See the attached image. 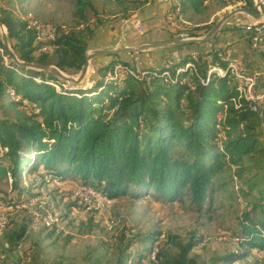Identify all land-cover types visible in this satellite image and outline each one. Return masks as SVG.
Listing matches in <instances>:
<instances>
[{
    "label": "trees",
    "instance_id": "obj_1",
    "mask_svg": "<svg viewBox=\"0 0 264 264\" xmlns=\"http://www.w3.org/2000/svg\"><path fill=\"white\" fill-rule=\"evenodd\" d=\"M123 1L126 4L118 2L122 5L118 9L119 19L129 18L133 11L141 10L151 0ZM208 2L179 0L178 7L183 14L189 10L199 12ZM101 8L97 10L92 0H76V25H56L54 37L46 40H37L35 26L26 20L9 17L0 21L6 26L19 59L76 73L84 64L85 53L91 47L90 39L102 25L100 16L107 9L104 5ZM91 17H95L94 24L90 23ZM81 24L84 25L80 27ZM173 37H177L176 32ZM201 44L204 42L186 46L198 48ZM224 49L211 46L209 50H198L196 55L185 53L170 68L145 70L154 75L149 80L146 78L150 75L136 78L131 75L130 66L119 62L125 71V76L119 79L121 86L116 84L117 78L115 81L106 78L104 83L98 78L93 87L84 89H66L63 81L54 75L18 67L11 60L7 66L0 56V95L16 97L0 104V177L8 176L12 191L18 190V198L27 191L20 184L22 176L40 174L42 178L49 176L50 182L61 181L72 173L80 177L83 187H90L108 199L128 192L140 197L154 190L158 197L172 201L185 189L192 202L211 204L216 174L224 165L234 167L232 177L240 181L241 172L246 169V157L260 150L253 119L264 122V101L259 116L250 109V101L229 77V68L220 67L217 75L216 66L209 67L215 63L224 65L222 62L226 60L218 58ZM2 51L0 48L1 54ZM189 62L194 69L186 68ZM110 66H100L99 74L104 75ZM167 71L171 78L168 81ZM206 73H210V78L202 84L199 79L205 78ZM51 82L58 83L60 88ZM110 90L116 93L109 94ZM104 100L108 113L102 112ZM9 107L15 110L13 115L8 112ZM219 112L224 113L222 119L217 118ZM26 164L30 166L28 170ZM253 176L245 191L240 188L249 209L239 221L238 238L243 249L222 255L216 261L234 264L247 257L252 249L264 250V161L255 168ZM46 183L43 179L40 187ZM250 196H253L252 203ZM7 226L8 222L0 230V239L5 240L6 251L12 253L24 237L27 224L11 231ZM129 231L130 228L121 236L124 250L137 240L145 247L144 251L121 255L114 263L105 264H127L148 258L160 236L146 233L130 237ZM170 240L167 237L162 241L166 244ZM177 242L180 251L176 255L164 251V243L157 245L154 263L198 264L189 257L195 243Z\"/></svg>",
    "mask_w": 264,
    "mask_h": 264
},
{
    "label": "rangeland",
    "instance_id": "obj_2",
    "mask_svg": "<svg viewBox=\"0 0 264 264\" xmlns=\"http://www.w3.org/2000/svg\"><path fill=\"white\" fill-rule=\"evenodd\" d=\"M224 1L209 0L204 10L199 12L189 10L182 17V22L185 23L186 21L188 24L182 25L183 29H178L179 33L185 32L189 37L202 36L223 14L235 8H245L250 14L245 12L236 13L223 23L221 26L222 30H219L218 33L216 32L208 42H204L198 48L185 46L146 50L138 53H123L113 58L109 57V55L102 56L104 58L91 61L88 79L84 82L86 87L76 86L72 83L68 84L64 81L62 85L66 89L90 88L94 86L95 80L98 78H102L104 83L114 69L111 70L112 65L114 64L113 67L117 66L119 62L120 64L121 62L127 64L130 66L128 68L134 71L137 69L139 72L164 68L166 63H170L173 66L185 53L200 51V49L209 50L211 47L208 48L207 45L213 42L215 36L222 31L227 34H231V32L235 34L234 37L227 36L230 42L237 40V38L239 39L241 35L238 32L241 31L242 24L249 22L255 14L254 5L251 0H235L227 4ZM92 2L97 10H101L103 5L107 9L100 16L103 22L98 29L101 26L103 27L107 21L112 23L109 25V28H112L114 23L112 21L118 20L121 16V11L118 9L122 5L118 2L126 4L123 0H92ZM75 12L76 0H0V19L11 17L14 20L28 21L37 30V40L43 39V28L41 25H46L55 30L56 25H62V27L76 25L78 18ZM173 20L178 22L177 19L173 18ZM90 23H95V17L90 18ZM83 25L81 24L80 27ZM137 27H140L138 23ZM176 30L177 27L174 26V32ZM97 31L90 39V43L93 46L99 42L100 39L98 38L100 36L106 38L108 35L107 33L97 34ZM193 34L197 35L192 36ZM122 38V33L118 32L115 38H111V47L107 48L122 47L124 44L127 46L138 44H127L124 40L122 44ZM172 38L175 37L170 39ZM0 48L3 50V54L0 53V56L4 63L10 66V58L1 44ZM174 49L177 52H174ZM89 50L91 48L87 49V51ZM250 53L255 55L252 50ZM156 55L157 57H155ZM255 57L258 56L255 55ZM159 58L161 59L160 61L158 60ZM257 59L262 60L260 57ZM210 60L211 58H209ZM111 62L113 63L111 64ZM109 64L111 65L109 69L105 71L104 75H100L98 68ZM260 65L261 71H264V61H260ZM79 71L76 73L64 72L76 76ZM119 73L118 77L110 76L107 78L110 80L107 81H115L114 79L117 78L116 84L118 83V86H121L122 83L119 79L125 75L121 72ZM214 73L217 74V72ZM36 80H39V78L36 77ZM183 81L185 80L183 79ZM232 81L234 83L233 79ZM51 83L57 89L60 88L58 83ZM263 91L264 85H262L259 93ZM115 93L116 91L114 92V90L109 91V94L113 95ZM10 97L16 99L14 95L10 96L6 93L0 95V104L9 103L11 101ZM263 101L264 97L261 102H258L259 113L257 110L254 111L259 116L262 115L260 109ZM105 105L106 100H104L102 112L108 113ZM8 109L11 115L15 113V110H11L12 107ZM223 115V112H219L217 118L222 119ZM253 122L256 124L255 131L258 134L260 150L250 158L246 157L244 161L246 169L241 172L239 182L232 177L234 167L224 165L223 169L214 178L213 189L210 194L211 204L209 202L202 204L192 202L185 189L172 201L158 197L154 190H149L140 197H133L128 192L125 195L108 199L102 193L90 187H83L80 177L72 173L61 181L52 180L50 182H48L50 180L49 176L42 178L40 174L22 176L20 184L26 187L27 191L23 192L21 198H18V190L12 191L8 176L0 177V230L6 227L7 222V228L10 231L27 224L24 237L20 240L17 249L12 253L6 251L4 247L5 240L0 239V264L114 263L121 255H127L128 253L137 255L144 251L143 248L145 249L142 243L136 240L130 243L127 250H124L121 244V236L128 228H130V237L135 234L146 233H159L160 236L155 241L154 248L151 249L148 258L145 257L140 262L128 261L127 264H156L154 262H156L157 245L161 242L163 244L165 242L162 241L163 238L167 237H171V240L166 244L164 243L163 250L171 255H176L180 251L177 241L185 244L191 240L195 245L189 252V257L194 258L198 264H224L221 261H216V258L240 252L243 249L238 238L239 221L240 217L245 212H248L249 209L240 188L244 191L248 188L247 183L255 177L253 176L255 168L264 161V122L262 123L255 119H253ZM219 137L223 139L224 135L220 133ZM178 149L180 150L181 147H178ZM29 167V164H26L27 170ZM43 179L47 183L40 187V182ZM236 181L238 188L235 187ZM82 188L102 198L99 200L94 198L86 200ZM248 198L250 203H252L253 196ZM16 204H18V208L15 207ZM45 214H50L53 220L51 226L44 224L41 219L46 217ZM38 215L42 216L39 217ZM234 264H264V250L252 249L247 257L236 260Z\"/></svg>",
    "mask_w": 264,
    "mask_h": 264
},
{
    "label": "crops",
    "instance_id": "obj_3",
    "mask_svg": "<svg viewBox=\"0 0 264 264\" xmlns=\"http://www.w3.org/2000/svg\"><path fill=\"white\" fill-rule=\"evenodd\" d=\"M178 5L179 0H151L141 10H137L132 13L129 18L118 20L116 19L115 21H112L114 22L112 28H109V25H111L112 23L110 21H107V23L103 27H100V29L97 31V34L99 33L100 35H102L103 33H107L108 35L106 36V38L100 36L98 38L100 39L99 42H97L94 46L90 44V48L96 49L111 47V40L117 36L118 32L122 33L123 35L122 44L123 40L127 44L141 43L142 41L168 40L173 37L174 32V26L172 25L173 20H171L172 18L177 19V21L181 25L188 24L186 21L185 23L182 22V17H184L185 14L181 13ZM173 6L177 7L174 8ZM137 23L140 25V27H137ZM179 29H183L182 26H179ZM238 33H240L241 37L230 42L228 41L227 36L234 37L235 34H233L232 32L231 34L221 32L217 36H215L214 41L207 46L208 48L211 46H223L225 48V50H223L222 52L223 54L225 53V51H227V49L231 50L233 54L226 55L231 57L236 62L238 59L241 65L248 71L258 68L261 60H258V57H255L254 54L250 53L251 50L249 47L248 33L243 29H241V31H239ZM124 46H126V44H124ZM174 52H177L176 49H174ZM155 57H157V55ZM158 60L160 61L161 59L159 58ZM262 79L263 81H261V85H264V77Z\"/></svg>",
    "mask_w": 264,
    "mask_h": 264
},
{
    "label": "water",
    "instance_id": "obj_4",
    "mask_svg": "<svg viewBox=\"0 0 264 264\" xmlns=\"http://www.w3.org/2000/svg\"><path fill=\"white\" fill-rule=\"evenodd\" d=\"M255 10H257V6H255ZM239 12H245V13L250 14V12L247 9L241 8V7L235 8L232 11H228L227 13L223 14L212 25V27L208 29L202 36L188 37V38H172V39L163 40V41H146V42H141V43H138L132 46L126 45L122 47L115 46L112 48L91 49L89 51H86L85 56H84L85 57L84 64L82 65L79 73L76 76L67 74L54 65H42L39 63L26 62V61L19 59L15 51L12 48L6 27L2 22H0V42L2 46L4 47L10 60L18 67L43 70L61 79L65 83H68V84L72 83L76 86L86 87L84 86V82L85 80L88 79L91 61L97 57L108 56V55H118V54H123V53H138L141 51L153 50V49L176 48V47H182V46L195 44V43H203V42L208 41L210 38H212L216 34V32L218 33L223 23L226 22L230 17H232L233 15Z\"/></svg>",
    "mask_w": 264,
    "mask_h": 264
},
{
    "label": "built area",
    "instance_id": "obj_5",
    "mask_svg": "<svg viewBox=\"0 0 264 264\" xmlns=\"http://www.w3.org/2000/svg\"><path fill=\"white\" fill-rule=\"evenodd\" d=\"M252 4L257 6V10H255L254 16H252L251 20L249 22L242 24V29L248 33L249 38V47L252 50L253 53H255L256 56L260 57L262 61H264V0H251ZM173 20V18L171 19ZM173 26L177 27V30L175 31L177 34L176 38H188V34H179V26H182L180 23L176 22V20H173ZM43 28V39H52L54 37V28H50L46 25H41ZM194 53H197V51H193ZM224 54H233L231 50L227 49ZM221 55L218 54V58L221 61ZM224 65H220L218 63L215 64H209V66H217L220 67H227L231 69H237V79L238 84L245 85L246 87H253V98L255 102H257V111H258V102H261L259 97V90L261 89V80L264 77V71H261V65L258 68H255L251 71H248L245 67L241 65V63L238 61L234 63H227L222 62ZM121 72L125 73V71L120 66H115V69L111 72ZM110 74V75H111ZM149 80V78L147 79ZM259 113V111H258ZM82 192H84V198L90 199L94 198L96 200H99L102 197H98L97 195L85 190L82 188ZM77 192V193H82ZM16 208H18V204L15 205ZM41 217L42 215H38ZM161 240V238H160ZM159 240V241H160Z\"/></svg>",
    "mask_w": 264,
    "mask_h": 264
},
{
    "label": "bare ground",
    "instance_id": "obj_6",
    "mask_svg": "<svg viewBox=\"0 0 264 264\" xmlns=\"http://www.w3.org/2000/svg\"><path fill=\"white\" fill-rule=\"evenodd\" d=\"M55 30V29H54ZM54 34H55V31H54ZM179 34H187L185 32H180ZM7 54V53H6ZM194 55H196V53H193ZM221 54V53H220ZM223 54V53H222ZM221 59L223 60H226L227 63H234L236 62L235 60H233L231 57H229L228 55L226 54H223L221 55ZM117 66H120V65H117ZM171 64L170 63H166L164 65V67L166 68H170ZM115 69V66L113 67ZM186 68H190V69H194V65L193 63L189 62L187 65H186ZM113 69V70H114ZM215 71L219 72L220 71V68H218L217 66L214 67ZM112 70V71H113ZM89 71H90V68H89ZM169 72L170 71H167V74H166V79L167 81L170 80L171 78H169ZM119 72H113L110 76H113V75H118L119 76ZM123 75L125 73H122ZM131 75H134L136 78L138 79H141V78H144V77H147V75H150V77L148 76L146 78V80L149 78H154V75L153 74H149L148 71H144V72H139V70H132L131 72ZM108 76V77H110ZM107 77V78H108ZM204 77V76H203ZM229 77L231 79L234 80V83L237 87V89L242 93V96L244 98H246L247 100L250 101V109L252 111H256L257 110V102H255L254 98H253V87H246L245 85H242V84H238V79H237V69H231L229 68ZM210 78V73H206V76L205 78H202L200 77L199 81L200 83H205L206 80H208ZM86 81V80H85ZM259 97H260V100L264 97V91L262 93H259ZM46 215V214H45ZM38 219V218H37ZM43 222L44 224H46L47 226H51L53 224V220L51 219L50 217V214L46 215V217L43 218ZM4 225V224H3Z\"/></svg>",
    "mask_w": 264,
    "mask_h": 264
}]
</instances>
